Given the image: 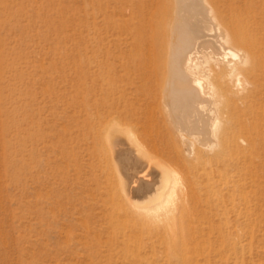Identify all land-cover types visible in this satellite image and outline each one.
I'll return each mask as SVG.
<instances>
[{"label": "rangeland", "instance_id": "1", "mask_svg": "<svg viewBox=\"0 0 264 264\" xmlns=\"http://www.w3.org/2000/svg\"><path fill=\"white\" fill-rule=\"evenodd\" d=\"M124 2L0 0V264H185L168 246L170 227L131 216L113 225L104 202L121 181L94 140L95 59L107 75ZM255 168L236 205L186 227V264H264V160Z\"/></svg>", "mask_w": 264, "mask_h": 264}, {"label": "bare ground", "instance_id": "2", "mask_svg": "<svg viewBox=\"0 0 264 264\" xmlns=\"http://www.w3.org/2000/svg\"><path fill=\"white\" fill-rule=\"evenodd\" d=\"M123 4L113 14L107 75L105 61L95 59L94 140L114 158L121 181V188L115 182L121 192L105 188L104 202L119 216L111 225L131 216L137 225L170 227L168 246L186 264V227L236 205L244 176L264 160V6L260 0ZM120 16L123 25L114 20ZM101 36L99 25L97 48ZM138 190L154 194L140 200L132 195Z\"/></svg>", "mask_w": 264, "mask_h": 264}]
</instances>
